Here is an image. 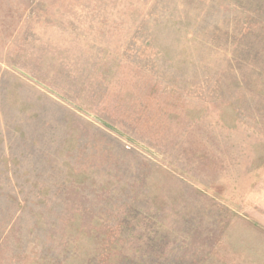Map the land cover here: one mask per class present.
Wrapping results in <instances>:
<instances>
[{"label":"rangeland","instance_id":"obj_1","mask_svg":"<svg viewBox=\"0 0 264 264\" xmlns=\"http://www.w3.org/2000/svg\"><path fill=\"white\" fill-rule=\"evenodd\" d=\"M0 264H264V0H0Z\"/></svg>","mask_w":264,"mask_h":264}]
</instances>
